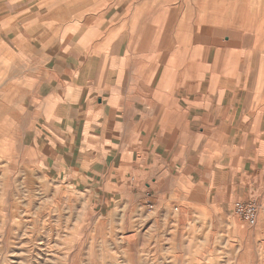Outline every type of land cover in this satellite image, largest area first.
Listing matches in <instances>:
<instances>
[{"label":"crops","instance_id":"0c3cea01","mask_svg":"<svg viewBox=\"0 0 264 264\" xmlns=\"http://www.w3.org/2000/svg\"><path fill=\"white\" fill-rule=\"evenodd\" d=\"M195 3L0 0V104L11 98L14 110L27 113L33 137L34 130L40 134L37 166L50 180L72 188L107 182L115 195L137 191L143 200L149 196L140 188L150 183L156 200L177 191L188 203L202 201L220 211L260 199L261 134L241 169L214 164L206 148L198 151L201 141L212 142L205 126L212 111L206 89L213 86V94L218 89L220 98L226 91L223 77L216 85L208 73L199 79L211 68V57L193 64L185 77L175 42L164 59L159 55L164 38L179 42L196 33L210 38L208 7ZM200 7L203 17L196 15ZM172 60L177 69L170 67ZM243 71L245 92L251 68ZM257 81L256 74L250 92Z\"/></svg>","mask_w":264,"mask_h":264},{"label":"rangeland","instance_id":"374dc122","mask_svg":"<svg viewBox=\"0 0 264 264\" xmlns=\"http://www.w3.org/2000/svg\"><path fill=\"white\" fill-rule=\"evenodd\" d=\"M198 3L208 7L210 38L198 33L194 39L186 36L196 47L174 41L179 48L189 47L182 54L184 62L182 55L178 58L181 73L189 76L193 64L211 57L207 77L212 85L223 77L226 90L220 98L218 89L215 94L213 86L206 89L212 111L205 126L210 127L212 142L201 141L198 151L206 148L204 154L214 164L241 169L257 147L259 157L264 156V0H196V8ZM201 10L196 15L202 17ZM169 42L164 38L162 59L172 49ZM169 65L178 67L175 60ZM246 67L251 73L244 92L240 83ZM256 74L257 85L250 92ZM168 76L169 71L166 81ZM258 98L262 100L256 106ZM14 106L11 98L0 104V264H264V167L260 166L264 161H258L263 175L260 199L249 201L258 205L252 227L230 207L220 211L205 208L202 201L188 203L177 191L156 200L150 183L140 188L149 201L139 199L137 191L133 195L116 191V196L107 182L72 188L40 171L34 151L40 134L34 130L33 137L27 113ZM217 131L221 134L213 135Z\"/></svg>","mask_w":264,"mask_h":264},{"label":"built area","instance_id":"2783aa9c","mask_svg":"<svg viewBox=\"0 0 264 264\" xmlns=\"http://www.w3.org/2000/svg\"><path fill=\"white\" fill-rule=\"evenodd\" d=\"M232 212L243 223L252 227L256 224L258 205L255 202H235Z\"/></svg>","mask_w":264,"mask_h":264},{"label":"bare ground","instance_id":"6f19581e","mask_svg":"<svg viewBox=\"0 0 264 264\" xmlns=\"http://www.w3.org/2000/svg\"><path fill=\"white\" fill-rule=\"evenodd\" d=\"M201 13L204 14L203 9L201 10ZM202 17H203V16H202ZM204 19H205V18H204ZM184 38H186V36H185ZM257 38H258V37H257ZM257 38H256V39H257ZM186 39H187V38H186ZM173 42H174V41H170V42L168 43V48H169V47L172 48V46H173ZM182 42H185V39H184V41L182 40ZM182 42H180L181 44H180L179 42H178V43H179L180 45H182ZM253 42H254V41H253ZM256 42H257V41H256ZM257 43H258V42H257ZM180 45H179L178 47H180ZM227 45H228V44H227ZM227 45H226V46H227ZM185 46H186V44H185ZM233 46H234V45H233ZM187 48H188V47H187ZM187 48H185V49H184V47H183V48H180L179 51L176 53V56H178V58H179L180 55H182V54H186L187 51H188ZM260 49H261V48H260ZM186 50H187V51H186ZM168 51H170V50H168ZM188 53H189V52H188ZM164 54H168V53H167V52H164ZM225 54H226V51H225ZM225 54H223V56H225ZM232 55H233V54H232ZM182 56H183V55H182ZM259 56H260V55H259ZM226 57H227V56H226ZM180 58H181V57H180ZM227 58H228V57H227ZM224 59H225V57H224ZM224 59H223V60H224ZM257 59H258V58H257ZM259 59H260V58H259ZM262 59H263V57H262ZM178 61H179V60H178ZM186 61H187V60H186ZM238 61H239V60H238ZM258 61H259V60H258ZM258 61H257V62H258ZM172 62H173V60H172ZM183 62H184V61H183ZM189 62H190V61H189ZM187 63H188V62H187ZM183 64H184V63H183ZM239 64H241L240 61H239ZM256 64H257V63H256ZM187 65H188V64H187ZM254 65H255V64H254ZM224 68H225V67H224ZM188 69H189V68L186 69L185 73L187 72ZM206 70H207V69H205L204 72H205ZM220 70H221V69L219 68V73L221 72ZM222 70H223V69H222ZM168 71H169V70H168ZM204 72H203V73H204ZM205 73H206V72H205ZM181 74L183 75V73H181ZM182 75H181V76H182ZM211 75H212V74H211ZM214 76H215V75H214ZM213 79H214V78H213ZM213 79H212V80H213ZM262 83H263V81H262ZM259 85H260V84H259ZM262 85H263V84H262ZM260 86H261V85H260ZM255 88H256V87H255ZM261 88H262V87H261ZM257 89H258V88H257ZM254 92H255V91H254ZM257 93H258V92H257ZM260 93H261V92H260ZM254 94H255V93H254ZM258 94H259V93H258ZM256 96H257V95H256ZM262 98H263V97H262ZM262 98H261V99L258 98V101H259V99L262 100ZM252 99H253V98H252ZM263 101H264V100H263ZM260 103H262V102L260 101Z\"/></svg>","mask_w":264,"mask_h":264}]
</instances>
